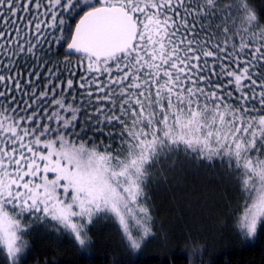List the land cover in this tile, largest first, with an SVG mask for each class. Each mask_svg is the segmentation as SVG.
Wrapping results in <instances>:
<instances>
[{
    "label": "snow or ice",
    "instance_id": "6c2138e0",
    "mask_svg": "<svg viewBox=\"0 0 264 264\" xmlns=\"http://www.w3.org/2000/svg\"><path fill=\"white\" fill-rule=\"evenodd\" d=\"M193 160L236 174L238 230L254 238L264 223V21L249 0H0V246L10 264L30 247L23 234L49 220L84 248L93 221L111 216L138 251L154 235L153 168L167 182L163 163L176 172Z\"/></svg>",
    "mask_w": 264,
    "mask_h": 264
},
{
    "label": "trees",
    "instance_id": "16d2710c",
    "mask_svg": "<svg viewBox=\"0 0 264 264\" xmlns=\"http://www.w3.org/2000/svg\"><path fill=\"white\" fill-rule=\"evenodd\" d=\"M223 2L227 3V0ZM249 3L264 21V0H249ZM78 19L77 16L71 22L73 28ZM65 50L66 45L60 51ZM60 58L63 59V55ZM70 59L74 64L79 61L77 56ZM83 63L86 67L87 61ZM82 74L77 69L76 79ZM182 169L186 173L179 178L185 190L174 189L178 170L169 171L168 164L163 163L165 182L159 177L158 169L153 168L157 179L149 181L147 191L151 197L154 235L138 252L126 246L118 226L107 216L96 218L88 227L91 244L84 248L49 220L34 224L23 234L30 247L21 256L19 264H264V223L252 239L231 229L238 218L242 200L236 174L219 161L212 165L188 161ZM220 184L224 186L222 192L219 191ZM216 189L224 198L219 205L212 201V196L219 195L214 192ZM176 193L181 198L172 203ZM29 220L30 217H25L24 223ZM0 264H10L1 247Z\"/></svg>",
    "mask_w": 264,
    "mask_h": 264
},
{
    "label": "rangeland",
    "instance_id": "374dc122",
    "mask_svg": "<svg viewBox=\"0 0 264 264\" xmlns=\"http://www.w3.org/2000/svg\"><path fill=\"white\" fill-rule=\"evenodd\" d=\"M222 2H223V0H222ZM224 3V2H223ZM188 171H190V170H188ZM178 173H179V176L178 175H176V174H178V173H176L175 175H176V177H177V179H176V177L174 178V179H176L175 181H176V183L173 185V186H175L174 187V189H176V190H178V189H180V190H185L184 188H183V186L181 187V183H180V175H182V173H186V170L185 169H179L178 171H177ZM183 174V175H184ZM182 175V176H183ZM162 179V178H161ZM202 180V179H201ZM201 184H204V181L202 180V182H201ZM167 188H169L168 186H166V189ZM219 191H223L224 190V186L223 185H219ZM187 190V189H186ZM219 191H218V189H216V190H214V192H217L218 194H219ZM220 192V193H221ZM207 194H208V192H207ZM169 196V199H170V196H171V194H169L168 195ZM175 197H176V199H174V197H173V200L171 199V202L172 203H174V201H177L178 199H180L181 198V195L180 194H178V193H176L175 195H174ZM209 196V195H208ZM209 197H211V196H209ZM212 201L215 203V204H217V205H219V204H221V202L223 201L224 202V198H222V194L220 195H215V196H212ZM235 206H237V204H235V203H233ZM227 206H228V204H227ZM220 214V213H219ZM239 215H238V218H239V216L242 214V210H240V212L238 213ZM107 217H109V218H111L112 220H114L111 216H107ZM238 218H237V220H236V222H235V225H234V227L233 228H231V229H234L235 230V233H239L240 234V232H239V230H238V226H237V222H238ZM114 222H115V220H114ZM116 223V222H115ZM116 225L118 226V224L116 223ZM133 229H135V225H134V223L132 224V225H130ZM118 228H119V226H118ZM119 230H120V228H119ZM120 232H121V230H120ZM122 234V233H121ZM136 234H138V230H135L134 231V235H136ZM241 235V234H240ZM242 236V235H241ZM242 237H245V238H247L246 236H242ZM248 239V238H247ZM143 245H144V243H143ZM143 245H142V247H143ZM2 249H3V251L5 252V249L2 247V246H0ZM141 247V248H142ZM130 248V247H129ZM140 248V249H141ZM131 249V248H130ZM139 249V250H140ZM138 250V251H139ZM138 251H134V252H138ZM195 256H197V253L195 254Z\"/></svg>",
    "mask_w": 264,
    "mask_h": 264
},
{
    "label": "water",
    "instance_id": "95a60500",
    "mask_svg": "<svg viewBox=\"0 0 264 264\" xmlns=\"http://www.w3.org/2000/svg\"><path fill=\"white\" fill-rule=\"evenodd\" d=\"M78 21V20H77ZM73 56H76V55H73ZM78 57V56H77Z\"/></svg>",
    "mask_w": 264,
    "mask_h": 264
}]
</instances>
